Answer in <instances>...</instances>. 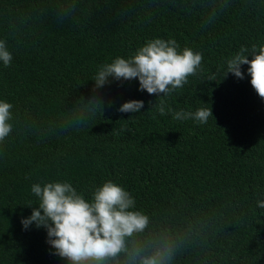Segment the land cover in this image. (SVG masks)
I'll list each match as a JSON object with an SVG mask.
<instances>
[{
	"label": "trees",
	"instance_id": "obj_1",
	"mask_svg": "<svg viewBox=\"0 0 264 264\" xmlns=\"http://www.w3.org/2000/svg\"><path fill=\"white\" fill-rule=\"evenodd\" d=\"M222 2L0 0V40L12 55L0 61V100L13 105L0 142V264H67L46 229L21 223L38 207L33 184L68 182L91 201L107 181L131 194L150 229L177 239L172 264H264V99L247 65L243 79L224 78L242 47L250 55L264 45V0H227L207 23ZM155 38L202 54L182 88L158 98L138 79L109 78L93 90L100 66ZM92 97L103 111L61 129ZM131 100L143 101L139 113L118 110ZM169 108L213 117L175 120Z\"/></svg>",
	"mask_w": 264,
	"mask_h": 264
},
{
	"label": "clouds",
	"instance_id": "obj_2",
	"mask_svg": "<svg viewBox=\"0 0 264 264\" xmlns=\"http://www.w3.org/2000/svg\"><path fill=\"white\" fill-rule=\"evenodd\" d=\"M227 7V0L212 6L206 22L216 18L217 9ZM174 39L155 38L147 41L128 59L117 57L98 69L94 79V91L110 83V79L123 81L138 79L139 90L150 95L167 97L182 88L190 76L201 67L203 56L185 47L178 51ZM249 50L242 47L227 60L224 78L231 73L243 79L242 65H247L246 73L257 95L264 99V45H256ZM251 56V59H249ZM0 61L9 66L12 55L6 43L0 40ZM83 99V98H81ZM143 101L131 100L118 109L123 113H139ZM13 105L0 100V142L10 135L13 125L11 109ZM103 111V101L92 97L83 109L61 129L83 126L96 113ZM161 116L166 114L164 101L157 105ZM172 112L175 120H194L207 123L213 117L211 108H200L195 112ZM31 192L38 198V207L32 208L29 217L23 218L24 229L35 224L36 228L47 231V243L55 249V255L67 264H172L178 244L177 239L166 230L150 229V216L134 210L136 201L122 186L107 181L97 187L91 201L78 193L68 182H50L43 186L33 184ZM257 206L264 209V201ZM32 207V206H29Z\"/></svg>",
	"mask_w": 264,
	"mask_h": 264
}]
</instances>
